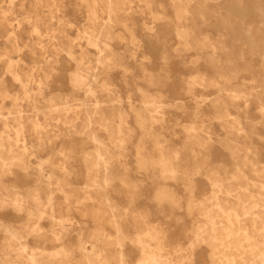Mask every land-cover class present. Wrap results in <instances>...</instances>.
<instances>
[{
  "label": "bare ground",
  "instance_id": "bare-ground-1",
  "mask_svg": "<svg viewBox=\"0 0 264 264\" xmlns=\"http://www.w3.org/2000/svg\"><path fill=\"white\" fill-rule=\"evenodd\" d=\"M0 100V264H264V0H0Z\"/></svg>",
  "mask_w": 264,
  "mask_h": 264
},
{
  "label": "rangeland",
  "instance_id": "rangeland-1",
  "mask_svg": "<svg viewBox=\"0 0 264 264\" xmlns=\"http://www.w3.org/2000/svg\"><path fill=\"white\" fill-rule=\"evenodd\" d=\"M143 17H144V21H145V20L148 21V15L144 14ZM116 47H117V49H118L119 51L124 52L125 50H127V47H128V46H126L125 43H121V42H119V43L116 44ZM26 58H27V59H30L29 56H27ZM157 58H158V57L156 56L155 61L157 62V66H158V65L160 66V62L158 61ZM180 72H181L180 70H177L176 73H175V76H176V77L172 79V83H173V87H174V89L179 88L180 85H181V80H180L179 78H177V77H178L177 75H179ZM183 78H187V75H186L185 73H184V75H183ZM10 88H11V90H13V92L16 91V90H15V89H16L15 86H11ZM0 101H1V100H0ZM171 129H172V130L174 129V130L177 132L176 135H174V137H173V139L175 140V142H180L181 140H183V138H184V133H183V131L181 130V127H180V126H176V125L173 124V125L171 126ZM256 143H257L258 147L260 148V150H262L263 157H261V159L264 161V139H261V140H259V141L256 142ZM34 161H35V160H34ZM146 186H147V187H146L147 190H152L153 187H154V185H152V184H150V183H147ZM177 189H178V190H182L180 186H179ZM139 203H140L141 205H144V206H148V207L150 206V207H152V209H155V210L157 209V207H156L155 205L151 204L150 202H148V201L145 200V199H140V200H139ZM166 208H169V207L167 206ZM22 218H23V217H22ZM17 219H18V218H17ZM20 219H21V218H20ZM181 221H182V220H181ZM166 222H167V224L172 225V233H174V232L177 233V228H175V227H176V223L173 221V219L169 218L168 221H166ZM44 224H45L46 226H49V222H48V221H45ZM2 235H3V233L0 231V242H1V240H2V238H1ZM74 240H75L74 238H71V241H74ZM45 246H46L47 248H52V247L55 246V244L52 243V242H47ZM197 255L200 256L199 253H197Z\"/></svg>",
  "mask_w": 264,
  "mask_h": 264
}]
</instances>
